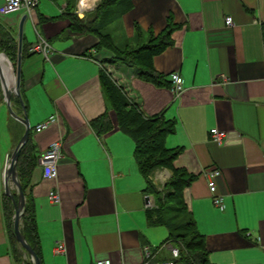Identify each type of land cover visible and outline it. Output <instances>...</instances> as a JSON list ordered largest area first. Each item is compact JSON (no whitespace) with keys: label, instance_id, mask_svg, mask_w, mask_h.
Wrapping results in <instances>:
<instances>
[{"label":"crops","instance_id":"crops-1","mask_svg":"<svg viewBox=\"0 0 264 264\" xmlns=\"http://www.w3.org/2000/svg\"><path fill=\"white\" fill-rule=\"evenodd\" d=\"M99 1L37 0L29 14L23 8L0 13V23L18 47L21 40L20 96L12 93L11 105L19 115L24 105L38 156L22 180L40 264H91L95 259L141 264L145 249L152 260L171 258L168 227L150 223L148 209L155 198L145 191L134 142L119 129L102 91L101 69H111L113 80L125 85L145 114L175 120L165 145L181 147L174 165L197 174L183 193L205 237L208 260L264 264V0L112 3L113 10L100 23L109 34L105 45L137 47L157 37L168 22L175 25L171 44L153 56V66L169 81L170 73L181 75L184 90L179 96L171 91V81L157 85L139 77L135 67L100 63L111 50L95 49L99 34L74 25L76 18L66 8L69 3L71 11L84 17ZM226 15L233 24L225 22ZM114 23L123 31L121 42L115 39ZM40 38L51 46L47 56L30 50ZM105 111L113 126L97 133L92 121ZM50 115L57 120L35 131ZM213 127L225 132L219 143L210 135ZM23 131L22 123L8 113L5 94L0 96V264H32L19 243L14 247L20 255H14L4 209V171ZM53 141L61 143V156L57 176L46 178L39 157ZM209 169L220 170L216 193L223 208L213 202L205 176ZM170 175L169 168L161 167L151 178L161 186ZM11 191L16 197L13 185ZM50 192L58 199L52 200ZM59 243L62 252L55 251Z\"/></svg>","mask_w":264,"mask_h":264},{"label":"trees","instance_id":"trees-1","mask_svg":"<svg viewBox=\"0 0 264 264\" xmlns=\"http://www.w3.org/2000/svg\"><path fill=\"white\" fill-rule=\"evenodd\" d=\"M117 0H100L92 12L79 17L71 11L69 3L66 6L74 18L72 23L81 28L93 30L99 34L100 41L94 47L100 49L103 46L111 50V56L101 60L100 63L114 64L122 62L137 69V75L157 85H170L166 76L156 72L153 66V56L160 53L171 44L170 34L174 28L172 22L164 27L157 35L146 43L137 47H118L113 44H106L108 33L100 27L101 19L113 10L112 3ZM67 10V9H66ZM110 17V16H109ZM110 42V41H109ZM18 44L14 35L0 23V52L16 65ZM1 74L6 71L0 63ZM102 91L108 101L110 108L115 111L117 125L120 130L128 134L134 142V159L139 171L146 181L145 191L155 198V205L148 209L151 224L165 225L168 227L167 241L178 249V256L172 258L174 264H213L208 260L205 237L200 233L194 220L188 212V206L184 200V189L196 179L197 174L187 171L184 167L174 165L175 159L181 153V147L169 148L165 145V136L175 130V120L165 119L162 113L147 115L142 107L123 92L116 82L105 70H100L99 75ZM0 96H3L0 94ZM97 133H103L112 128L107 111L92 121ZM37 154L33 142L29 136L28 141L21 148L17 163V176L25 193V208L20 218V230L26 241L37 253L38 237L34 223L32 209L30 207L23 175L28 169L35 167ZM161 167L171 170L170 177L161 186L155 184L151 178L152 172ZM4 209L8 220L9 238L12 243V250L16 257L19 251L14 247L18 245L13 233V208L11 199L4 196Z\"/></svg>","mask_w":264,"mask_h":264},{"label":"built area","instance_id":"built-area-1","mask_svg":"<svg viewBox=\"0 0 264 264\" xmlns=\"http://www.w3.org/2000/svg\"><path fill=\"white\" fill-rule=\"evenodd\" d=\"M37 3V0H5L4 3L0 5V13H8L11 11L19 10L21 8L29 14ZM225 22L227 24H233V19L231 15L225 16ZM31 51H39L44 56H47L51 52V46L48 42L40 38L37 43L30 47ZM171 81V91L175 96H179L183 90V79L178 72L170 73ZM57 120L56 115L48 116L44 121L38 123L35 126V131H41L42 129L48 127L51 123ZM210 135L213 141L220 142L221 139L225 136V132L219 130L217 127L210 129ZM61 156V143L59 141L51 142L46 149L42 151L39 157V164L42 167L43 176L46 178H54L57 176V167L58 161ZM220 175V170L218 169H209L205 171V176L207 179L208 188L212 194L213 202L218 205L220 208H223L222 199L220 195L216 193V178ZM50 198L52 200H57L58 196L55 192H50ZM148 202V197H147ZM148 205H151L149 202ZM64 250L63 244L59 243L55 247L56 252H62ZM171 257L175 258L178 256V249L176 247L170 248ZM145 261L141 264H174L173 259H164V260H152L151 253L148 249H145ZM91 264H111L110 259H95Z\"/></svg>","mask_w":264,"mask_h":264},{"label":"water","instance_id":"water-1","mask_svg":"<svg viewBox=\"0 0 264 264\" xmlns=\"http://www.w3.org/2000/svg\"><path fill=\"white\" fill-rule=\"evenodd\" d=\"M0 55L5 56L0 52ZM20 59H21V40L19 39L18 56L15 66V71L10 65L12 70L13 81L10 82L7 89L5 90V103L7 106L8 113L18 120L24 126V131L17 143L13 147L9 157L8 164L4 171V193L8 195L12 200L14 209L13 214V233L16 241L23 247V249L29 254L32 260V264H40V260L32 246L26 241L21 230H20V218L25 208V193L22 189L21 183L17 176L16 163L23 145L28 141L30 135V124L28 121L27 113L22 104L23 113L22 115L17 114L11 105V94L15 93L20 96ZM8 62V59L6 58ZM9 63V62H8ZM10 64V63H9ZM0 77H2L0 69ZM12 185L16 188V197L11 191Z\"/></svg>","mask_w":264,"mask_h":264},{"label":"rangeland","instance_id":"rangeland-1","mask_svg":"<svg viewBox=\"0 0 264 264\" xmlns=\"http://www.w3.org/2000/svg\"><path fill=\"white\" fill-rule=\"evenodd\" d=\"M112 27H114L115 28V39L116 40H119L120 42L122 41V38H123V31L120 29V27L118 28V26H117V24H115L114 23V25H112ZM114 28H112V29H114ZM133 46H136V44H135V42H133ZM3 53V52H2ZM4 54V53H3ZM5 55V54H4ZM5 58H7V56L5 55V57H4V59ZM8 59V58H7ZM8 62L10 63V65L13 67V69H14V71H15V66L16 65H14L9 59H8ZM106 72L110 75V77L112 78V79H114L113 78V76H112V71H111V69L109 70V69H107L106 70ZM8 75V74H7ZM9 77V76H8ZM7 77V78H8ZM7 78L5 77V75H4V72H2V77H0V94H2V95H4L5 94V90L7 89V86H8V80H7ZM9 79V78H8ZM116 85H118L119 87H120V89L123 91V92H125V90H127L126 89V87H124L125 85L124 84H122L121 83V81H116ZM128 91V90H127ZM126 93V92H125ZM127 94V93H126ZM127 96L129 97V98H131L128 94H127ZM132 99V98H131Z\"/></svg>","mask_w":264,"mask_h":264},{"label":"bare ground","instance_id":"bare-ground-1","mask_svg":"<svg viewBox=\"0 0 264 264\" xmlns=\"http://www.w3.org/2000/svg\"><path fill=\"white\" fill-rule=\"evenodd\" d=\"M0 63L3 65L5 71L9 75V78H10L9 84H10V82L13 81L12 70H11L10 64L6 61V59H4V56H2V55H0Z\"/></svg>","mask_w":264,"mask_h":264}]
</instances>
